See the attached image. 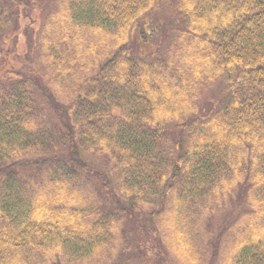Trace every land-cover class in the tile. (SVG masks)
<instances>
[{"label": "trees", "instance_id": "trees-1", "mask_svg": "<svg viewBox=\"0 0 264 264\" xmlns=\"http://www.w3.org/2000/svg\"><path fill=\"white\" fill-rule=\"evenodd\" d=\"M0 41V264H264V0H0Z\"/></svg>", "mask_w": 264, "mask_h": 264}, {"label": "rangeland", "instance_id": "rangeland-1", "mask_svg": "<svg viewBox=\"0 0 264 264\" xmlns=\"http://www.w3.org/2000/svg\"><path fill=\"white\" fill-rule=\"evenodd\" d=\"M45 10L44 11H41L40 10V8L39 7H37V9H35L34 10V13L33 14H31V17L29 18V20H28V23H29V25L31 26V28L33 29V30H35L36 31V33H39L40 32V28H41V24H42V20H43V18H44V14H45ZM160 15H165V22H166V24L168 25V24H170L171 23V21H173V19H172V15L168 12V11H164V12H161V13H156V16H160ZM149 26L147 27V29H149L147 32H149L147 35H146V38L147 39H150L151 40V42L153 43V44H155V45H157L158 43H164L165 42V40H166V38L164 37V35L163 34H161V33H159L161 30H163L162 32H166L167 33V27L166 26H162L161 27V23L158 21V20H156V21H151V22H149V24H148ZM170 26V25H169ZM156 28V29H158V31H154L153 30V28ZM0 44H1V41H0ZM2 57H3V59H5V57H4V55L2 54ZM6 71H9V69H5ZM220 90V89H219ZM211 94H213L214 92L212 91V92H210ZM212 98H213V95L212 96H208V98H207V100L209 101L210 100V103L208 104V106H210L212 103H211V101H213L212 100ZM207 102V101H206ZM223 102V100H221V99H218L217 100V103H214V101H213V108H215L216 106H218L219 104H221ZM208 111V110H207ZM91 160H93V159H91ZM76 241V248H78V245H79V242H81V241H79V240H75ZM74 246V245H73ZM85 249H87V247L85 246Z\"/></svg>", "mask_w": 264, "mask_h": 264}]
</instances>
